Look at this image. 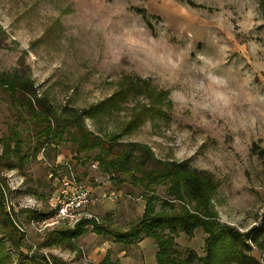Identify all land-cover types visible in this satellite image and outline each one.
Returning <instances> with one entry per match:
<instances>
[{
  "label": "rangeland",
  "instance_id": "1",
  "mask_svg": "<svg viewBox=\"0 0 264 264\" xmlns=\"http://www.w3.org/2000/svg\"><path fill=\"white\" fill-rule=\"evenodd\" d=\"M14 71L28 73L57 109L90 108L127 92L124 103L86 117L87 127L205 170L215 183L210 201L217 221L242 233L260 225L264 0H0V73ZM142 106L152 112L142 114ZM26 125L0 89V139L11 126ZM65 161L91 188L96 203L89 210L98 217L83 220L85 232L72 238L71 249L55 232L76 226L40 230L36 223L60 189ZM93 162L77 158L69 143H46L22 169H3L6 210L23 234L20 250L6 245L15 263L23 253L55 255L68 264H99L107 255L117 264H157L154 239L130 245L113 234L140 223L147 204L143 189L129 180L119 183ZM165 188L157 186L156 193L165 197ZM154 204L159 210L162 201ZM208 236L202 228L193 236L176 234L178 264H203L186 259L192 252L206 256ZM221 254L215 264H227ZM253 254L262 257L258 249Z\"/></svg>",
  "mask_w": 264,
  "mask_h": 264
},
{
  "label": "trees",
  "instance_id": "2",
  "mask_svg": "<svg viewBox=\"0 0 264 264\" xmlns=\"http://www.w3.org/2000/svg\"><path fill=\"white\" fill-rule=\"evenodd\" d=\"M0 89L8 94L12 108L27 123L25 130L11 126L8 134L0 139L4 153L0 156V264H68L55 255L47 257L34 254L30 257L23 253L14 262L6 245L20 250L23 234L6 210L4 190L9 188L2 175L5 168L25 167L46 143L55 146L63 142L71 145L77 158L99 161L102 172L111 173V178L116 177L119 183L129 180L143 189V196L147 200L144 215L140 223L130 230L113 231L118 242L131 245L143 237H150L159 248L157 264H178L175 257V235L185 232L193 236L196 229L202 228L209 234L207 254L205 257H197L192 252L186 262L198 259L203 264H215L221 251L223 262L227 264H264V213L260 225L255 226L251 232L242 233L221 225L211 207V192L215 183L208 172L193 167L189 161L158 158L147 144L125 141L120 135L103 137L87 127L86 117L97 118L106 112L109 104L117 105L116 101L118 104L124 103L127 92L117 93L107 102H100L90 108L78 109L64 105L57 109L47 97L39 95L33 79L26 72L0 73ZM161 101L160 98H154V103ZM154 111L160 113L158 109ZM141 112L146 114L152 111L142 106ZM159 185L166 186L165 197L156 193ZM158 200L162 201L159 210L154 204ZM184 201H194V209L189 210L182 204ZM46 214L41 213L43 216ZM87 224L88 221H82L73 230H57L56 239L69 240L66 246L71 249L72 238L82 235ZM97 230L106 232L103 227ZM52 235L48 245L53 244ZM254 249L260 251L261 258L253 254ZM99 264L117 263L107 255Z\"/></svg>",
  "mask_w": 264,
  "mask_h": 264
},
{
  "label": "built area",
  "instance_id": "3",
  "mask_svg": "<svg viewBox=\"0 0 264 264\" xmlns=\"http://www.w3.org/2000/svg\"><path fill=\"white\" fill-rule=\"evenodd\" d=\"M61 164L67 173L59 179L60 189L48 200V214L44 217L41 215L38 218L40 220L36 221L40 230L58 224L73 228L85 219L98 220L89 210L96 203L91 188L76 176L69 161ZM92 167L99 168V161H94ZM109 197L112 199L118 196L110 194Z\"/></svg>",
  "mask_w": 264,
  "mask_h": 264
}]
</instances>
